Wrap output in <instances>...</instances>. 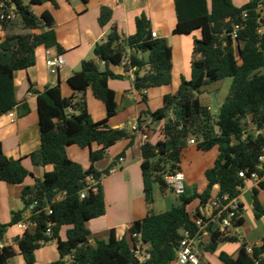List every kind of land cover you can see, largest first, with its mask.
<instances>
[{
  "label": "trees",
  "instance_id": "obj_1",
  "mask_svg": "<svg viewBox=\"0 0 264 264\" xmlns=\"http://www.w3.org/2000/svg\"><path fill=\"white\" fill-rule=\"evenodd\" d=\"M48 2L57 6L54 0H29L28 4L24 0H0V16L15 6L14 11L22 21L20 33L14 30L10 21H0L5 33L0 42V116L18 106L15 73L36 65L39 47L56 48L59 54L64 53L54 31L53 16L46 11L39 18L32 11V6ZM174 2L178 19L174 34L190 35L200 30L202 38L194 41L191 79L182 78L177 93L164 96L161 109L142 112L137 122L138 131L149 134L156 129L157 134L156 141H146L141 148L144 192L150 207L148 214L132 224L131 242L125 237L119 238L112 230L108 241L90 243L86 224L106 214L101 180L112 168L101 173L94 164L103 160L117 142L129 140V146L134 142V135L127 129H112L108 125V120L117 115L118 108L116 94L109 82L124 78L115 75L111 66L128 61L125 68L133 72L134 89L138 92L172 84V48L165 39L153 38L151 23L142 15L136 20L135 35L124 38L114 30L103 46H97L95 53L99 60H105V72L90 60L83 62L81 70L69 78L68 83L76 94L81 95L79 98L63 97L60 84L36 93L41 147L29 158L34 166L53 165L54 170L46 173L42 180L36 179L34 187H26L22 192L26 211L38 202L29 218L36 225L35 229L25 232L18 241L27 264H35L36 251L51 242L58 245L59 259L50 264H173L182 239L181 231L195 235L198 230L195 220L201 218V208L190 213L188 207L197 200L205 207L217 196L238 197L240 189L246 186L240 173L249 175L256 170L259 158L264 154V135L257 134L264 129V74L259 73L264 69V33L260 31L264 19L261 20L258 9L260 5L264 7V0H249L242 7H237L233 0ZM111 20L112 11L102 8L100 26L105 27ZM145 54L147 60L141 58ZM226 78H232L233 84L227 99L214 115L201 104V88ZM88 89L104 103L106 120L95 122L92 119L85 98ZM142 97L144 102L147 101L144 95ZM171 111H174V119L167 121ZM148 116H152L154 122L144 125V118ZM248 121L254 129L251 134L246 131ZM191 137L199 140L197 150L207 152L217 148L219 151L213 167L205 172L207 186L202 193L195 190L188 193L186 188L185 194L179 197V205L156 213L152 208L154 189L157 186L162 193L169 191L165 178L182 170L183 154ZM72 145L99 147L90 153L92 165L89 169L85 170L68 157L67 148ZM89 175L99 182L98 191L82 199L85 179ZM28 177L33 174L24 167L22 160L8 158L0 147V182L19 185ZM261 190H264V180L251 191L257 218L263 213L258 198ZM62 193H66V197L56 201ZM47 207L51 208L52 214L44 212ZM24 212L15 213L10 224H0V242L9 226L24 219ZM243 224L242 217L233 226L238 228ZM63 227H70L65 241L60 237ZM229 240L230 237L215 233L206 247L216 250L218 244ZM138 242L150 247V258L144 263L134 255V245ZM14 254L11 248L2 249L0 264H9ZM67 257L70 259L66 260ZM219 258L224 264H264V238L260 245L251 248L242 244L236 258L224 252Z\"/></svg>",
  "mask_w": 264,
  "mask_h": 264
},
{
  "label": "crops",
  "instance_id": "obj_2",
  "mask_svg": "<svg viewBox=\"0 0 264 264\" xmlns=\"http://www.w3.org/2000/svg\"><path fill=\"white\" fill-rule=\"evenodd\" d=\"M54 1L57 6L52 2H48L43 5L32 6V11L39 18L46 11L53 16L55 20L54 31L64 53L59 54L56 48L39 47L36 50V65L25 71L15 73L18 106L8 114L0 116V147L3 153L10 159L22 160L24 167L33 174V177H28L23 184L19 185L0 182V224H10L15 213L25 211L24 217H27L28 212L25 210L22 200L24 188L34 187L36 179L42 180L46 173L54 170L53 165L34 166L29 158L41 147L36 93L44 92L47 88L60 84L63 97L77 96L79 98L81 95L76 94L70 87L69 78L75 72L81 70L83 62L90 60L97 63L101 72H105V60H99L95 53L97 46H103L107 39L113 36L114 30H117L118 34L124 38L135 35L136 20L138 17L145 15L151 23L152 33H155L157 38L165 39L172 48V84L138 92L134 89V74L132 71H128L124 65L111 66V70L115 75L124 78L109 82L110 88L116 94L118 108L117 115L108 120V125L112 129H127L131 135H134V142L131 146H129V140L124 139L117 142L107 152L103 160L94 164L95 169L101 173L113 166L117 167V171L102 176L101 184L105 196L106 214L103 217L90 220L86 224L90 232L89 240L92 245H95L96 241H108L112 230L116 231L119 238L125 237L131 242L129 231L132 224L144 219L150 210L144 192L141 148L144 142L156 141L157 137L156 129L147 134L141 130L133 131L132 127L137 124L142 112L147 110L154 112L161 109L164 105V96L176 94L182 78L187 81L191 79L194 41L202 38V32L198 30L190 35L174 34L178 23L174 0H89L87 3L82 0ZM24 2L28 4L29 0H24ZM248 2L249 0L245 4ZM234 4L237 7L245 5ZM102 8H108L112 11V20L105 27H101L99 24ZM4 37L5 33L0 27V42L3 41ZM57 55H63L66 65L60 69L57 76H54L50 74L46 67V59L49 56ZM142 58L147 60V54L143 55ZM143 95L147 100L145 102ZM85 98L92 119L95 122L106 120V107L102 101L95 98L91 89L86 91ZM159 101L161 106L158 104ZM69 113L74 114L71 110H69ZM173 113L174 111L169 113L167 121L174 119V116H171L174 115ZM144 137H146V140H144ZM195 147L196 145H188L185 151L198 157L197 151L192 150ZM98 149L97 145H93L91 148L72 145L67 148V154L72 161L79 163L87 170L92 165L91 151ZM119 159H123V161L119 162ZM210 168L203 169L200 166L194 172L185 171L184 168L181 170L185 175L188 193L194 190L197 193H202L205 190L207 186L205 172ZM203 175L205 179L202 177L199 185L197 178H201ZM253 187L254 185L250 184L249 190L252 191ZM157 188L155 194H159L158 190L160 189ZM263 195L264 190H261L258 198L263 213L259 218L256 217L254 209L250 214L245 210L246 207L243 199H241L244 224L232 232L229 241L218 244L216 250L205 247L201 251H211L218 256L221 252H224L232 258H236L242 244H246L249 248L260 245L264 238V201L261 200ZM162 201L163 204L160 205L163 207L166 201L163 199ZM194 202H196V205L190 208ZM194 202L188 207L190 213H193L197 208H201L199 200ZM152 208L156 212L155 200ZM161 212L164 211L160 210L156 213ZM67 228L70 229V227ZM23 235L24 232L17 225L9 226L6 231L2 243L15 252L9 260V264H27L18 248V241ZM65 240L66 237L62 239V241ZM233 242L235 245L227 248V245ZM148 248L150 247L148 246ZM35 256V264H50L57 261L59 259L57 243L44 244L36 251ZM200 264L211 263L200 256ZM220 264L224 263L221 261Z\"/></svg>",
  "mask_w": 264,
  "mask_h": 264
},
{
  "label": "built area",
  "instance_id": "obj_3",
  "mask_svg": "<svg viewBox=\"0 0 264 264\" xmlns=\"http://www.w3.org/2000/svg\"><path fill=\"white\" fill-rule=\"evenodd\" d=\"M16 7L12 6L8 9L7 13H3L0 16V21H11L16 19L17 15L15 13ZM260 10L261 20L264 19V7L260 5L258 8ZM261 33H264V26L260 30ZM153 38H157L155 33L152 34ZM236 38V32L233 34V39ZM128 61H124L123 65L126 66ZM66 65V60L63 55L57 56H49L46 59V67L49 70L51 75L57 76L62 67ZM13 116V115H11ZM144 124L148 125L154 122V118L152 116H148L144 118ZM133 131H138V123L132 127ZM257 134L264 135V129L259 130ZM146 140V137H144ZM199 140L191 137L188 140V145H198ZM123 159H119V162H122ZM117 171V167H112L110 169V173H115ZM262 173V176H260ZM240 177L245 179L246 185L249 182L254 183V187H256L261 181L264 180V154L259 158V162L257 164L256 170L249 175H246L244 172L240 173ZM169 191H172L176 196L181 197L185 194L186 184H185V175L183 172L178 171L174 174L167 175L165 178ZM85 189L81 193V198L84 199L86 195L89 193H96L98 191L97 185L98 181L95 180L93 175H89L85 179ZM246 187V186H245ZM244 187V188H245ZM218 188V186H216ZM240 189L241 194L234 198L229 199L228 196H217L214 197L211 202L205 206L201 207V218H197L195 220V225L197 227V232L195 235H192L190 232L186 230L181 231L182 239L180 241L179 250L176 256V259L173 264H200L199 258V247L205 243L210 241V237L212 234H220L223 236L230 237L232 232L236 229L234 228V224L237 223L243 217L242 211V191ZM66 197V193H62L59 197L56 198V201H59ZM38 206V202H34L30 208H28V216L24 217L22 221H20L17 226L25 233L29 232L36 227L34 223L29 221V218L32 215L33 209ZM44 212L47 215L52 214V210L50 207L44 209ZM48 235H50V230H48ZM5 246L2 242H0V251L4 249ZM150 248L148 246L143 245L141 242H138L134 245V255L135 258L140 261V263H144L150 258L149 253ZM251 252V249H249ZM70 257H67L66 260H69Z\"/></svg>",
  "mask_w": 264,
  "mask_h": 264
},
{
  "label": "rangeland",
  "instance_id": "obj_4",
  "mask_svg": "<svg viewBox=\"0 0 264 264\" xmlns=\"http://www.w3.org/2000/svg\"><path fill=\"white\" fill-rule=\"evenodd\" d=\"M246 1L247 0H233V2L236 4H239V6L242 4H245ZM9 23H11L14 26V30L16 32H19V33L22 32V26H21L22 21L20 18H18V16L16 17V19L11 20ZM236 51H238L237 46H236ZM236 55H238V52H236ZM259 73L264 74V69L259 71ZM232 84H233V79L232 78H226L224 80L211 83L208 86L201 88V94L199 95L201 104L203 106L208 107L212 114H214V115L217 114L219 108L223 105V103L227 99ZM211 93H215L216 101L213 100ZM153 103H154V101H153ZM158 104H159V106H161L160 101ZM171 116H174V115H171ZM246 131L249 134L254 132L252 124L249 121L246 123ZM192 150L194 152L197 151L198 154L197 153L196 154L198 155V157L191 155L192 153H190L188 151H184L183 159L181 162V167L183 166L182 170L184 168L185 171H193L194 172L195 170H198V168L200 166L203 169L204 168H210L214 164V162L216 161V159L218 158V155H219V151L217 148H214V149L207 151V152H202V151L197 150V145H196V147L193 148ZM196 175H197V173H196ZM202 177H203V179H205L204 175L201 176V178H197V183L199 185L202 181ZM250 184L254 185L253 182H249L248 185H246V187L242 191V199H243L244 205L246 207L245 210L249 214L254 209L252 192H251V190H249ZM156 189H158V188L156 187L154 189V196H155L154 200L156 202V209H155L156 212H158L160 210L165 212V211L170 210L173 206L180 204L179 198L176 197L172 191H167L166 193L163 194L160 192V190H158L159 194H155V193H157ZM162 199L164 201H166L164 203L165 205H163V207H162V205H160V204H163ZM261 200L264 201V195L261 196ZM195 205H196V202H194L190 208H193ZM254 211H255V209H254ZM67 229H68L67 227H63L61 229L60 237L62 239H65L66 234H67L66 231L69 230V229L68 230ZM207 244L208 243L205 242L199 247V258L201 256V258H203L205 261H208L211 264H220L221 260H220L219 256L216 255L214 252L207 251V250L201 251V249H204ZM231 245H235L234 242L232 244H228L227 248H230Z\"/></svg>",
  "mask_w": 264,
  "mask_h": 264
},
{
  "label": "water",
  "instance_id": "obj_5",
  "mask_svg": "<svg viewBox=\"0 0 264 264\" xmlns=\"http://www.w3.org/2000/svg\"><path fill=\"white\" fill-rule=\"evenodd\" d=\"M141 58H142V55H141ZM211 96H212L213 100L216 101V99H215V93H211Z\"/></svg>",
  "mask_w": 264,
  "mask_h": 264
}]
</instances>
